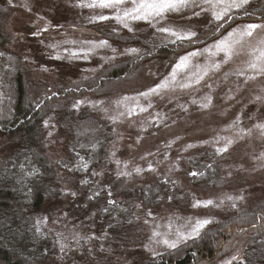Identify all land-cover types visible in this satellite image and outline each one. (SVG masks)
Here are the masks:
<instances>
[{
    "label": "rangeland",
    "instance_id": "rangeland-1",
    "mask_svg": "<svg viewBox=\"0 0 264 264\" xmlns=\"http://www.w3.org/2000/svg\"><path fill=\"white\" fill-rule=\"evenodd\" d=\"M77 2L12 0L9 4V0H0L1 24L10 50L20 58L30 97H40V102H44L41 99L48 95L51 105L57 107L49 112L43 109L41 116L40 147L47 161L55 168L66 158L68 144L71 149L76 148L77 122L92 118L104 127L103 130L97 122L96 129L103 136L98 160L90 163V158L79 159L70 168L75 172L72 176L55 168L57 195L48 199L33 216L39 249L46 257L40 264H147L201 233L261 206L264 203V159L261 158L264 137L255 125L264 123V104L250 101L264 85V78L245 84L243 77L233 74L249 59L247 44L243 49L237 48L238 54L229 63L211 72L199 85L189 89L172 85L163 91L162 99L153 96L152 107L145 112L137 109L128 115L127 108L133 107L136 101L123 98L136 97L138 92L163 80L178 55L214 43L221 33L226 35L239 24L259 23L257 18L262 14L249 17L240 11L235 22L229 21L214 35L208 31L213 27L208 23L211 19L208 14L193 18L190 24L180 21L183 27H191L198 34H208L201 35L203 43L178 52L177 45L167 43L166 34L157 32L144 21H131V32L114 19L90 22V18L100 14L112 15L113 10L80 8L75 6ZM26 3L30 10L25 8ZM262 8L264 0H251L247 11L252 13ZM179 19L171 14L166 23ZM49 22L47 31L32 35ZM101 39L107 40L111 47L97 49L87 59L82 53L79 59L66 58V49L80 52L79 41ZM65 40L77 43H61L59 48L46 46ZM251 43H255V38ZM152 47L167 51L157 58H143ZM127 48H136L139 52L128 54ZM57 55L62 58L54 59ZM206 59L205 54L195 62L204 64ZM132 60L137 63L133 64ZM127 62L131 70L119 79L104 81L101 89L79 91L85 84L104 78L107 69ZM225 73L229 74L227 78ZM63 93L67 96H62ZM205 97H211V104L201 108L202 103H207ZM139 103L147 106L142 97ZM121 112L125 114L120 115ZM66 113L71 118L63 121ZM237 117L239 121L233 125ZM249 129L251 135H248ZM228 139L233 141L230 145ZM189 144L194 147L188 148ZM226 146L227 151L217 153L218 148ZM0 153L10 154L1 136ZM82 163L88 164L86 170L80 167ZM137 168L142 171L137 173ZM122 172L130 175H119ZM193 172L195 176L191 175ZM207 174L213 181L203 179ZM109 200L115 204H109ZM207 200L213 204L192 207L197 201ZM198 219L210 221L198 236L178 242L175 248L156 242L176 240L177 230L187 236ZM242 227L245 226L236 230ZM154 231L160 235L154 237ZM60 243L67 245L64 252L60 250ZM246 246V237L235 239L216 260L198 264H223L234 255L238 260L233 264H238L244 261Z\"/></svg>",
    "mask_w": 264,
    "mask_h": 264
},
{
    "label": "trees",
    "instance_id": "trees-1",
    "mask_svg": "<svg viewBox=\"0 0 264 264\" xmlns=\"http://www.w3.org/2000/svg\"><path fill=\"white\" fill-rule=\"evenodd\" d=\"M251 14L264 16V8ZM190 46L179 47L177 50L182 52ZM152 48L149 54H143L142 57L157 58L167 51L160 47ZM131 62L137 63L135 60ZM130 70L129 62L121 67H111L104 71L107 73L104 78L85 84L79 91L101 89L104 81H115ZM23 71L19 56L9 48L0 20V136L6 140L10 150L9 155L0 153V264H40V260H46L39 249L33 216L48 199L57 195L55 168L71 176L75 175L70 168L79 159L90 158V163L96 160L103 140L101 131L96 129L98 120L90 118L77 122L76 148L73 150L68 144L66 158L53 168L40 147L41 116L43 109L49 112L57 107L51 105L48 95L41 99L44 102H40V97H30L31 92ZM62 96L66 97L67 93ZM70 118L71 115L68 113L67 116L66 113L63 121ZM87 132L90 135L88 138ZM203 179L213 181L210 174ZM241 226L245 227L237 231ZM243 237L247 238V246L244 261L238 264H264V203L255 211L205 231L147 264H198L214 261L235 239Z\"/></svg>",
    "mask_w": 264,
    "mask_h": 264
},
{
    "label": "snow or ice",
    "instance_id": "snow-or-ice-1",
    "mask_svg": "<svg viewBox=\"0 0 264 264\" xmlns=\"http://www.w3.org/2000/svg\"><path fill=\"white\" fill-rule=\"evenodd\" d=\"M251 0H78L76 7L80 8H89V9H109L113 10L112 15L100 14L90 18V22L107 21L114 19L117 23L121 24L124 28H127L128 31H133V28L130 26L131 21H144L154 28L157 32L166 34V41L168 44H174L178 47H186L192 44L203 43L201 35L207 36V32L203 34H198L196 31L192 30L191 27H183L180 24V21H185L191 23L193 18H200L203 14L210 15L211 19L208 21L213 27L209 28V32H212L213 35L225 28V25L229 21L235 22V17L238 16L240 11L244 12V15L251 17V13L247 11ZM12 3V0H9V4ZM25 8H29L26 3ZM197 9H199L197 11ZM30 10V8H29ZM190 15H185L189 13ZM171 14H176L180 19L173 23H166ZM43 19V17H40ZM261 22H250L245 24H239L234 28H231L230 31H227V34L224 35L221 33L220 39L214 40V43L204 47L196 48L192 51H185L183 55H178V58L171 65V72L159 83H155L152 86L148 87L144 91L137 93L136 97H124L125 101L134 100L136 101L133 107L127 108V114L133 115L137 109L140 112H145L148 108L152 107V97L157 96L161 99L163 98V91L169 89L172 85H176L180 89H189L194 85H199L201 81L205 80L211 72L219 71L224 64L229 63L234 55H237V48L243 49L247 44V52L249 59L246 61L243 68H238L235 73L238 77L244 78V83L247 84L250 81H256L258 78H264V35H258V33H264V16L258 17ZM48 25H45L42 28L37 29L36 32H33V36H38L41 32L47 31ZM230 27V25H229ZM255 38V43L251 41ZM61 43L75 44L77 41H61L56 44L46 45L49 48H59ZM81 45L80 52L72 51L71 49H66L68 51L67 59H79L82 57L87 59L90 55L95 54V51L100 48L111 47L107 40L101 39L97 41H79ZM88 45L87 47H84ZM113 52L116 51L115 48L112 49ZM125 52L128 54H136L139 52L136 48H127ZM207 55L206 62L204 64L196 63V58ZM222 59H216L221 57ZM62 57L57 55L54 59H61ZM46 70V69H45ZM229 74L225 73V78ZM178 77L181 78L178 81ZM211 88V85H207ZM173 90H175L173 88ZM144 98L147 101V106H143L139 103V98ZM207 103H202L201 108H208L211 104V97H205ZM228 99H232L231 96ZM260 104H264V85L259 87V92L253 98V101ZM80 101H77L79 104ZM196 103V101H193ZM124 112H121L120 115H124ZM115 122V118H112ZM239 121L233 122V125H236ZM47 126V122H45ZM255 128L259 130L261 137H264V123L255 125ZM51 135V133H49ZM248 135H251V129L248 131ZM241 138H243L241 136ZM233 141L231 139L227 140V144H231ZM207 143V141H205ZM188 148L194 147V145H187ZM227 151V146L224 148H218L217 153ZM114 155V154H113ZM261 158L264 159V153L261 154ZM119 163V161H117ZM83 169L88 168L87 163H82L80 165ZM127 167V165H125ZM149 170H152L151 168ZM137 173H140L142 170L137 168L135 169ZM100 173H93V175H99ZM119 175H130V173H119ZM191 175L195 176L196 173L193 172ZM82 183H87V181H82ZM75 195V193H72ZM99 195V193H96ZM111 195V193H109ZM91 199V197H89ZM229 200L232 197H228ZM109 204H115L114 200H109ZM223 203V201L221 202ZM212 200L207 201H197L193 203L192 207H207L212 205ZM235 205H233L234 207ZM139 207V205H137ZM148 215H151V212H148ZM148 221L145 220V223ZM210 221L208 219L197 220L195 224L191 226V231L186 236L184 233L179 230L176 231V240L164 239L163 241H156L157 243L162 242L166 244L169 248L177 247V243L190 238L192 235H199L200 230L208 224ZM152 235L157 237L160 235L158 232H153ZM91 239V237L89 238ZM77 243L79 240L77 239ZM66 244L60 243V250L64 252ZM238 260L237 256H232L231 259H226L223 261V264H233V261Z\"/></svg>",
    "mask_w": 264,
    "mask_h": 264
}]
</instances>
